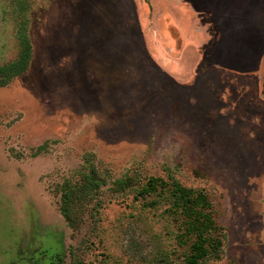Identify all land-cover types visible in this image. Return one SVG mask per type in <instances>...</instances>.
<instances>
[{"label": "rangeland", "instance_id": "1", "mask_svg": "<svg viewBox=\"0 0 264 264\" xmlns=\"http://www.w3.org/2000/svg\"><path fill=\"white\" fill-rule=\"evenodd\" d=\"M177 2L205 21L179 61ZM24 49L0 71V264H185L170 179L224 234L201 264H264V0H0V66ZM88 178L71 230L60 194Z\"/></svg>", "mask_w": 264, "mask_h": 264}, {"label": "trees", "instance_id": "2", "mask_svg": "<svg viewBox=\"0 0 264 264\" xmlns=\"http://www.w3.org/2000/svg\"><path fill=\"white\" fill-rule=\"evenodd\" d=\"M26 60L27 50L24 49L18 59L0 66L2 75L8 80L19 74L24 69ZM6 80L0 82V86L4 84ZM151 180L152 179L148 181L146 187L152 186ZM93 189H97V184L88 178L80 183L78 187H66L61 192L59 213L71 230H75L78 225L71 203L72 200L79 197H85L86 200L90 199L93 194L89 192ZM144 190L148 191L147 188ZM170 197L173 209L179 208L178 211L182 212L187 217L183 224V234L192 236L189 242V253L183 259L184 263L201 264V262L205 261L209 256L217 259L219 257V250L221 249L224 234L220 232L212 236L205 234L208 231L214 233L216 227L208 213L203 212L201 209L205 205L201 193L180 185L174 179H170ZM180 241L183 243L184 240ZM157 262L158 264H171L169 260L161 258H159Z\"/></svg>", "mask_w": 264, "mask_h": 264}, {"label": "crops", "instance_id": "3", "mask_svg": "<svg viewBox=\"0 0 264 264\" xmlns=\"http://www.w3.org/2000/svg\"><path fill=\"white\" fill-rule=\"evenodd\" d=\"M177 5H178V8H179V11L182 13L181 14V18H179L178 20H171V24L174 25V27H175L178 35L180 36V44L177 45V46H175V43L174 42L169 43L168 38H167V42H165V44L160 43L162 45L159 44L158 46H159V48L164 49V52L166 53V56H168L170 58H173V59L176 58L175 60L176 61H179V57H180V54H181V50L184 48V45L186 43L185 42L186 39H189L193 43H198L196 39H198L197 35L200 32L201 25L196 22L197 19H198L197 16H195V14H193L190 11V9L187 8V6H183V4H181L179 2H177ZM186 17H188V19H190V22H189V25H188V27L190 28V31H188V32H184L181 29V24H183V21H184V23L187 24V18ZM139 34H140V32H139ZM145 47H147V45H145V43L144 44L141 43V48H140V50L142 51V54L141 55L142 56H145V58L147 59L145 61H146V63L149 64V69L152 71V69L155 68V70L160 74V76L166 77L167 80L172 83V85H177V84L178 85H180V84L183 85L181 83L182 80H174L169 75H166L164 72H162L161 70H159V68H157V66H155L154 63H153V61H152V58H151L152 57V54L146 53ZM176 49L178 51V54L176 55V57H174V56H172V53L171 52L173 50H176ZM100 134H101V132H100Z\"/></svg>", "mask_w": 264, "mask_h": 264}, {"label": "flooded vegetation", "instance_id": "4", "mask_svg": "<svg viewBox=\"0 0 264 264\" xmlns=\"http://www.w3.org/2000/svg\"><path fill=\"white\" fill-rule=\"evenodd\" d=\"M200 13H201V12H198L199 16H198L197 18H198V20H199L200 22H203V24H204L205 21L203 20V17L201 16ZM201 19H202V20H201Z\"/></svg>", "mask_w": 264, "mask_h": 264}]
</instances>
